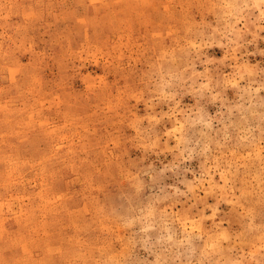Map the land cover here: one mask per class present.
I'll return each instance as SVG.
<instances>
[{"label":"rangeland","instance_id":"1","mask_svg":"<svg viewBox=\"0 0 264 264\" xmlns=\"http://www.w3.org/2000/svg\"><path fill=\"white\" fill-rule=\"evenodd\" d=\"M0 264H264V0H0Z\"/></svg>","mask_w":264,"mask_h":264}]
</instances>
